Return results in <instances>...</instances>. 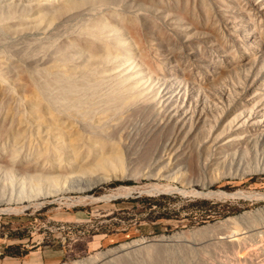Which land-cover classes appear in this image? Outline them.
I'll return each instance as SVG.
<instances>
[{
	"label": "rangeland",
	"instance_id": "374dc122",
	"mask_svg": "<svg viewBox=\"0 0 264 264\" xmlns=\"http://www.w3.org/2000/svg\"><path fill=\"white\" fill-rule=\"evenodd\" d=\"M141 1L149 9L135 19L158 77L142 99L152 103L130 111L123 162L58 193L1 201L0 247L58 243L59 264H264V0Z\"/></svg>",
	"mask_w": 264,
	"mask_h": 264
},
{
	"label": "bare ground",
	"instance_id": "6f19581e",
	"mask_svg": "<svg viewBox=\"0 0 264 264\" xmlns=\"http://www.w3.org/2000/svg\"><path fill=\"white\" fill-rule=\"evenodd\" d=\"M1 5L6 49L0 48V170L5 174L0 202L58 193L69 188L67 178L79 184L89 175L103 178L99 174L106 167L123 162L130 111L151 104L142 99L155 93L153 46L135 19L149 7L141 0H0ZM76 18L88 22L64 35ZM234 149L240 150V142ZM146 262L127 257L113 264Z\"/></svg>",
	"mask_w": 264,
	"mask_h": 264
},
{
	"label": "crops",
	"instance_id": "0c3cea01",
	"mask_svg": "<svg viewBox=\"0 0 264 264\" xmlns=\"http://www.w3.org/2000/svg\"><path fill=\"white\" fill-rule=\"evenodd\" d=\"M101 239L98 242H87L86 249L91 250L101 245ZM11 243H8V245ZM5 245L3 248L8 247ZM11 246V245H9ZM0 247V264H59L66 259L68 250L64 245L47 244V245H32L26 249V254L15 255L6 252Z\"/></svg>",
	"mask_w": 264,
	"mask_h": 264
},
{
	"label": "trees",
	"instance_id": "16d2710c",
	"mask_svg": "<svg viewBox=\"0 0 264 264\" xmlns=\"http://www.w3.org/2000/svg\"><path fill=\"white\" fill-rule=\"evenodd\" d=\"M163 196V195H162ZM152 198V197H151ZM11 248L8 246L7 247V250H6V252H10V253H13L11 250H10ZM26 250L24 251V252H22V253H18V254H15V253H13V254H15V255H21V256H23V255H25L26 254Z\"/></svg>",
	"mask_w": 264,
	"mask_h": 264
},
{
	"label": "water",
	"instance_id": "95a60500",
	"mask_svg": "<svg viewBox=\"0 0 264 264\" xmlns=\"http://www.w3.org/2000/svg\"><path fill=\"white\" fill-rule=\"evenodd\" d=\"M157 192L160 193V192H162V191H161V190H158Z\"/></svg>",
	"mask_w": 264,
	"mask_h": 264
}]
</instances>
